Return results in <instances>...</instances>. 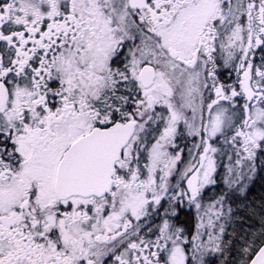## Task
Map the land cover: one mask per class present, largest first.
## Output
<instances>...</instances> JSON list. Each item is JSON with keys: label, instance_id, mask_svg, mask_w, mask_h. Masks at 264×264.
Wrapping results in <instances>:
<instances>
[{"label": "snow or ice", "instance_id": "obj_1", "mask_svg": "<svg viewBox=\"0 0 264 264\" xmlns=\"http://www.w3.org/2000/svg\"><path fill=\"white\" fill-rule=\"evenodd\" d=\"M0 264H264V0H0Z\"/></svg>", "mask_w": 264, "mask_h": 264}]
</instances>
